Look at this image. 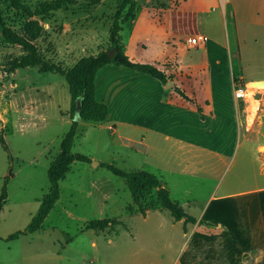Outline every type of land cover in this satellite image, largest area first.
<instances>
[{
    "label": "rangeland",
    "instance_id": "rangeland-1",
    "mask_svg": "<svg viewBox=\"0 0 264 264\" xmlns=\"http://www.w3.org/2000/svg\"><path fill=\"white\" fill-rule=\"evenodd\" d=\"M55 1L20 0L31 14L7 3L0 8L3 23L0 25V194L5 184L8 191L7 202L0 214V264H147L150 258L158 257L154 247L162 246L171 237V225L176 222L168 211H163L162 232L157 214L144 223L138 216L141 211L134 205L126 181L100 164H113L124 171H147L172 191L174 200H180V192L186 189L190 190L187 196L190 201L194 199L203 203L215 186L240 190L247 185L242 178L244 150L239 151L235 162L227 157L216 159L208 152H200L199 158L193 160L192 155L185 154L183 158L190 159L193 164L186 174L180 175L181 169L186 170V164L179 167L180 152H176L173 142L148 134L149 148H146L119 140L120 136L131 141L140 140L138 132L129 131L125 126L118 125L114 132L109 128L110 122L92 124L74 117L79 126L71 153L86 156L91 162H75L70 166L69 173L60 182V199L40 231L6 241L8 236L23 231L30 224L43 197L50 192L48 170L59 155L63 137L72 125L68 75H72L86 59L109 50L110 28L123 2L100 0L94 4L95 0H68V6L60 10L44 16L38 14L42 3ZM155 1L167 3V0ZM191 6L192 1L188 3V7ZM222 11L221 6L215 11L207 9L203 15V32L211 31L220 36L219 16ZM127 12L129 6L122 13L121 29ZM226 13L227 37L232 41L230 5ZM5 29L33 45L39 58L36 67L15 68V63L27 52L23 45L4 41ZM126 29L125 26L124 35ZM246 32L244 41L247 48L253 49L249 50L252 61L257 30L248 26ZM212 36L216 40V36ZM243 46L244 43L242 49ZM244 68L254 76L264 75V65L260 63L253 61ZM109 76L104 72L103 80L111 81ZM247 86L245 92L249 89ZM112 88L107 91L108 88L104 90L99 85V100L107 97L111 117L127 116L130 100L126 96L113 97ZM226 89L233 94L227 81ZM258 90L263 88L258 87ZM254 94L252 98L243 96L247 114L244 119L249 125L264 122V106L257 115L259 103L253 100ZM155 98L152 93L150 103L153 106ZM256 99L259 100L258 95ZM252 117L254 121L251 122ZM1 138L8 150H5ZM224 154L230 158L233 156L231 148ZM253 169L250 167L245 173L253 174ZM156 193L148 192L145 202L155 200ZM95 220L106 221L107 228L100 232L88 230L87 223ZM177 227L180 228V224ZM144 246L146 249L141 252ZM177 252L176 245L168 250L161 257L163 264H175Z\"/></svg>",
    "mask_w": 264,
    "mask_h": 264
},
{
    "label": "crops",
    "instance_id": "crops-1",
    "mask_svg": "<svg viewBox=\"0 0 264 264\" xmlns=\"http://www.w3.org/2000/svg\"><path fill=\"white\" fill-rule=\"evenodd\" d=\"M190 1L192 6L188 7ZM134 3L132 15L122 25L123 36L120 33L124 52L135 63L157 67L168 80L164 84L149 75L116 65L100 69L96 75V98L109 109V128L116 132L120 125L138 132L140 140L131 141L124 136L119 140L146 148H149L148 134L173 142L176 152H180L179 167L186 164V170L181 169L180 175L186 174L193 164L183 158L185 154L192 155L193 160L199 158L200 152H208L216 159L227 157L235 162L243 149L242 178L247 183L240 190L215 186L203 203L190 201L187 197L190 190L186 189L180 192V200H174L168 189L171 199L196 222L172 224L171 237L162 246L154 247L158 257L150 258L147 264H163L161 257L175 245L178 250L175 264H264V122L249 125L244 119L247 118L244 99L237 100L234 92L230 95L226 89V81L232 89L235 82L245 87L248 84L244 97L252 98L258 88L252 82H264V75L254 76L244 68L253 61L264 65V0H228L225 5L220 0H167V3L134 0ZM228 5L233 23L232 41L227 37ZM220 6L223 9L219 16L220 36L203 32V15L207 9L215 11ZM248 26L257 30L252 61L249 50L253 49L247 48L244 41ZM206 34L215 35L216 40L195 48L185 47L187 38ZM104 72L110 75L111 81L103 80ZM99 85L104 90L108 88L107 91L113 86V97L126 96L130 100L127 116H110L107 97L98 98ZM262 88L255 92L259 100L253 99L261 107L264 106ZM152 93L156 97L155 106L150 103ZM261 111L262 108L257 115ZM230 148L231 158L224 154ZM250 167H254V173H245ZM154 214L159 216L162 232L163 211L138 216L148 223ZM145 249L144 246L140 251Z\"/></svg>",
    "mask_w": 264,
    "mask_h": 264
},
{
    "label": "trees",
    "instance_id": "trees-1",
    "mask_svg": "<svg viewBox=\"0 0 264 264\" xmlns=\"http://www.w3.org/2000/svg\"><path fill=\"white\" fill-rule=\"evenodd\" d=\"M0 1V8L6 6L7 3L16 7L17 10L21 9L31 14L30 9L20 4V0ZM99 1L100 0H95L94 4H98ZM68 2V0H57L53 3H42L38 14L44 16L50 12L60 10L63 6H68ZM134 4V0H123L114 17L109 33L110 47L108 51L116 50L115 56L111 58L107 53L108 51H102L97 56L83 61L74 72L75 75L74 73L68 75V82L72 96V125L70 130L63 137L59 155L48 170L50 192L43 197L39 210L32 217L30 224L23 231H18L8 236L6 241H14L22 236H27L28 234H34L40 231L43 228L47 217L60 199V182L64 180L69 173L70 166L75 162H91L86 156L72 154L71 146L77 135L79 126V123L74 119L78 106L77 103H81L79 113L81 121L92 124H104L107 122L109 109L106 104L99 103L96 98V75L100 69L109 65L122 66L139 73L147 74L164 84L167 83L168 79L166 75L157 67L149 64L135 63L131 61L124 52L120 38L122 30L120 19L122 13L128 6L129 12H127V17H124L125 21L132 15ZM2 24L0 13V25ZM3 38L7 43L23 45L27 52V55L15 63L16 69L36 67L39 64V58L36 56V51L33 45L23 41L21 37L12 34L8 29L3 31ZM44 70L48 71V69ZM198 111L202 112L200 108H198ZM1 143L5 145V141L2 138ZM4 148L5 150H8L6 145ZM100 166L108 169L112 174L126 181L133 203L139 208L141 215L145 216L146 213L150 211H168L175 222H196L194 218L184 212L183 208L178 203L171 199L169 190L162 185L161 181L155 175L143 170L124 171L113 164L101 163ZM8 179L9 178H6V180ZM150 191H157L156 199H151L148 202H145L147 200L146 195ZM7 199L8 191L7 184H5L0 194V214L3 211ZM107 226L108 223L103 220H95L87 223V229L96 232L104 231Z\"/></svg>",
    "mask_w": 264,
    "mask_h": 264
},
{
    "label": "built area",
    "instance_id": "built-area-1",
    "mask_svg": "<svg viewBox=\"0 0 264 264\" xmlns=\"http://www.w3.org/2000/svg\"><path fill=\"white\" fill-rule=\"evenodd\" d=\"M220 2L225 5L228 0H220ZM212 41H215V38L210 35V34H206V35H195L193 37H189L185 40V47L187 48H195V47H198V46H202V45H205L206 43L208 42H212ZM245 90H246V87L244 85H241V84H238V83H234L233 84V91H234V95H235V98L237 100H242L243 99V96L245 95ZM253 99H256L255 98V94L253 96ZM258 100V99H256ZM259 103V102H258ZM259 110L258 112L261 110V103H259Z\"/></svg>",
    "mask_w": 264,
    "mask_h": 264
},
{
    "label": "water",
    "instance_id": "water-1",
    "mask_svg": "<svg viewBox=\"0 0 264 264\" xmlns=\"http://www.w3.org/2000/svg\"><path fill=\"white\" fill-rule=\"evenodd\" d=\"M108 54H109V56L111 58H113L115 56V54H116V50L110 51ZM252 84L255 85V86H259V85L260 86H263L264 85V82L258 81V82H252ZM80 108H81V103L79 102L78 103V106H77V111L75 113L76 120H80V116H79Z\"/></svg>",
    "mask_w": 264,
    "mask_h": 264
},
{
    "label": "bare ground",
    "instance_id": "bare-ground-1",
    "mask_svg": "<svg viewBox=\"0 0 264 264\" xmlns=\"http://www.w3.org/2000/svg\"><path fill=\"white\" fill-rule=\"evenodd\" d=\"M257 87H264V85H263V86H260V85H259V86H257ZM245 91H246V90H245Z\"/></svg>",
    "mask_w": 264,
    "mask_h": 264
}]
</instances>
